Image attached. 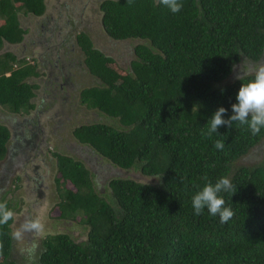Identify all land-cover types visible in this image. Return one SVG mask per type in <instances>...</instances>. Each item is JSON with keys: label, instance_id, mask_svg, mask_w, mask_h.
<instances>
[{"label": "trees", "instance_id": "obj_1", "mask_svg": "<svg viewBox=\"0 0 264 264\" xmlns=\"http://www.w3.org/2000/svg\"><path fill=\"white\" fill-rule=\"evenodd\" d=\"M180 2L178 13L157 0L100 3L109 38L142 41L128 69L95 48L84 32L76 35L82 67L96 82L80 86L79 103L112 123L81 124L73 137L81 150L146 180L113 178L103 198L81 157L49 152L59 218L75 220L88 232L81 242L67 234L45 237L34 264H264V154L245 163L264 148V129L253 136L233 122L220 126L219 135H204L219 107L227 109L225 119L233 115L241 84L264 64V0ZM45 10L44 0H0V52L5 44L24 41L21 13L41 17ZM27 59L0 54V108L11 116L35 109L38 86L28 80L38 77V64ZM10 138L0 123V168L6 159L12 162ZM216 140L225 142L222 151L214 147ZM12 167L9 180L18 184L19 167ZM223 176L236 188L232 195L223 193L233 218L221 223L207 209L196 215L192 196ZM4 199L14 212L16 206ZM13 221L0 225V264H16Z\"/></svg>", "mask_w": 264, "mask_h": 264}, {"label": "rangeland", "instance_id": "obj_2", "mask_svg": "<svg viewBox=\"0 0 264 264\" xmlns=\"http://www.w3.org/2000/svg\"><path fill=\"white\" fill-rule=\"evenodd\" d=\"M44 1L46 10L41 17L29 18L23 13L19 15L21 27L27 30L24 41L16 45H4L0 52H11L19 58H28V62H36L39 73L38 77L28 80L38 86L32 99L34 111L28 115L11 116L0 108V123L6 125L11 133L8 144L12 151L13 147L21 150L20 153L12 152L11 158L14 161L10 164L15 165L17 162L20 165V170L14 175L20 177L21 181L14 184L8 179L10 183L7 182V186L6 182L0 184V199L4 196V200H11L16 206L12 233L26 217H39L45 224L43 233L28 234L21 241L14 240L12 258L16 264H34L40 241L47 236L67 234L76 242L86 239L88 228L75 220L59 218L56 205L60 202V195L54 180L57 176L55 159L49 152L58 150L82 158L92 172L94 188L103 198L107 197L108 182L113 178H133L141 182L146 180L133 170L115 168L96 154L81 150L72 134L81 124L99 121L112 123L97 112L86 110L79 103V90L96 82L82 67L84 55L76 44V35L81 31L87 34L95 48L112 57L125 69L129 68L134 58V48L142 44V41L116 42L105 34L100 12L103 0ZM257 68L254 67V71ZM60 75H67L68 79L62 82L63 89H55L54 84L60 80ZM71 76L75 80L74 84L69 83ZM28 132L34 137L32 145L29 146L30 141L27 139L23 143L16 141L28 135ZM42 138L47 145L42 143ZM261 146L252 153V159L245 163L252 164L261 159L264 154ZM6 168V165L0 168V175L1 170ZM35 177H39L38 183ZM15 185L17 189H14Z\"/></svg>", "mask_w": 264, "mask_h": 264}, {"label": "clouds", "instance_id": "obj_3", "mask_svg": "<svg viewBox=\"0 0 264 264\" xmlns=\"http://www.w3.org/2000/svg\"><path fill=\"white\" fill-rule=\"evenodd\" d=\"M158 4L167 7L172 13H178L182 8L180 0H157ZM240 80V76L237 75ZM236 103L231 105L233 115L224 118L227 109L219 107L207 123L206 138L218 134L220 126L232 127L233 122L241 126H247L253 136L264 129V64L260 65L254 72V77L247 83H242L236 96ZM214 147L217 150L225 148L223 140H216ZM234 194L236 188L232 181L223 176L215 183L208 181L203 188L197 191L191 198V203L196 215H201L205 209L212 216H219L221 223H227L235 215L231 206H225L226 201L223 193ZM14 216L13 210L8 208L6 202H0V225L7 224ZM45 230V224L39 217H26L20 226L12 233L16 241L25 239L28 234H41ZM3 252V243L0 242V254Z\"/></svg>", "mask_w": 264, "mask_h": 264}, {"label": "flooded vegetation", "instance_id": "obj_4", "mask_svg": "<svg viewBox=\"0 0 264 264\" xmlns=\"http://www.w3.org/2000/svg\"><path fill=\"white\" fill-rule=\"evenodd\" d=\"M68 79V76L66 75V76H61L60 75V80L57 82V83H55L54 84V86H55V89L58 87V88H60V89H63V86H62V82H64V81H66ZM59 84V85H58ZM28 134H29V132H28ZM34 137L33 136H30V139H29V146L30 145H32V143H33V139ZM35 138H37V139H40L39 137H35ZM24 140H26V139H24ZM41 141H42V143L44 142L46 145H47V142L46 141H44L43 140V138L41 139ZM35 145V144H34ZM13 152V151H12ZM21 152V150L20 149H18V151L16 152V153H20ZM11 156H12V154H11ZM8 158V157H7ZM7 160V159H6ZM14 160L12 159V162H13ZM12 162H10V164H12ZM5 164H6V166H7V168H6V170L4 171V170H1V178H0V184L2 185L3 183H5V181L7 180V182L9 181L8 179H9V176H8V172L13 168L12 166L13 165H10V164H7L6 162H5ZM16 164H17V166L18 167H20V165H18V163L16 162ZM21 164V163H20ZM18 170H20V169H18ZM15 173V172H14ZM10 175V174H9ZM39 177H35L34 178V180L35 181H37V183H38V179ZM41 179V178H40ZM7 182H6V186H7ZM36 183V184H37ZM39 188V187H38ZM41 188V187H40Z\"/></svg>", "mask_w": 264, "mask_h": 264}, {"label": "crops", "instance_id": "obj_5", "mask_svg": "<svg viewBox=\"0 0 264 264\" xmlns=\"http://www.w3.org/2000/svg\"><path fill=\"white\" fill-rule=\"evenodd\" d=\"M27 17H29V18H31L32 16L31 15H26ZM38 18V17H37ZM5 45H7V44H5Z\"/></svg>", "mask_w": 264, "mask_h": 264}, {"label": "bare ground", "instance_id": "obj_6", "mask_svg": "<svg viewBox=\"0 0 264 264\" xmlns=\"http://www.w3.org/2000/svg\"><path fill=\"white\" fill-rule=\"evenodd\" d=\"M33 7V6H32Z\"/></svg>", "mask_w": 264, "mask_h": 264}]
</instances>
